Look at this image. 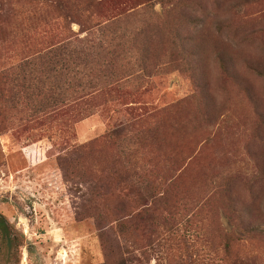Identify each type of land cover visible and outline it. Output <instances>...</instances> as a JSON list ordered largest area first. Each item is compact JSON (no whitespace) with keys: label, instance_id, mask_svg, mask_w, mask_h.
Returning a JSON list of instances; mask_svg holds the SVG:
<instances>
[{"label":"rangeland","instance_id":"obj_1","mask_svg":"<svg viewBox=\"0 0 264 264\" xmlns=\"http://www.w3.org/2000/svg\"><path fill=\"white\" fill-rule=\"evenodd\" d=\"M60 1L0 0V71L79 32L75 21L86 19L84 7L62 0L63 16L57 12ZM148 1L159 16L176 3ZM234 1L213 6L204 0L202 9H183L196 21L180 27L179 35L202 36L195 56L202 69L156 75L75 124L67 116L28 123L19 107L2 103L0 217L12 242L0 245V264H264V239L244 236L226 214L232 207L245 224L264 226V176L256 162L264 158V123L252 130L254 118L242 95L236 114L225 110L228 97L211 46L232 56L258 96L255 111L264 114V79L244 67L250 61L264 69V48L248 41L247 31L223 28ZM137 85L132 81L124 88L134 91ZM161 109H171L168 119H137ZM194 112L198 118H192ZM130 125L134 138L126 152L110 154L118 162L98 161L112 166L116 188L95 181L88 161L74 176L64 175L69 145ZM130 152L131 164L124 165ZM176 165H182L181 173L163 183ZM148 185L159 190L156 203L145 194Z\"/></svg>","mask_w":264,"mask_h":264},{"label":"trees","instance_id":"obj_2","mask_svg":"<svg viewBox=\"0 0 264 264\" xmlns=\"http://www.w3.org/2000/svg\"><path fill=\"white\" fill-rule=\"evenodd\" d=\"M61 1L62 10L57 12L67 16ZM212 2L213 6H217L219 0ZM109 3L112 4L108 11H99V8ZM67 4L76 5L77 8L84 7L86 19L78 18L75 21L80 27L79 32H70L66 39H56L41 47L33 56L0 71V116L5 112L3 103L19 107L23 116H26L24 121L28 123L67 116L66 119L75 124L92 116L106 102L122 101L137 92L156 75L164 72L186 75L194 69H202L195 57L196 51L202 48V36L196 34L183 39L179 33L180 27L189 26L196 21L193 15L183 9H202L204 0H176L162 16L156 14L148 0H88L83 4L67 0ZM204 11L201 10L203 13ZM227 12L230 19L223 24V28L247 31L246 39L257 42L264 48V0H235L228 6ZM96 17L98 20H94ZM185 40L191 43L189 47L184 45ZM211 46L215 51L220 86L228 97L225 110L236 114L238 96L242 95L248 101L254 118L252 130L257 132V122L264 123V114L255 111L257 94L233 66L232 56L223 49ZM244 67L264 79V69L258 62L245 61ZM132 81L138 84L136 90L124 88ZM128 111L132 112V109ZM170 111L171 109H161L137 119H168ZM192 116L198 118L195 112ZM133 126L109 131L81 145H69L66 153L70 170L63 168L64 175L74 176V169H79L88 161L89 173L95 181L107 180L116 183V188L118 182L115 172L108 164L112 160L114 163L118 162L119 157L113 158L110 154L126 152L125 149L134 138ZM103 158L107 160L108 164L104 161L107 166L102 161L98 162ZM122 159L128 162L124 165H130L131 152L124 154ZM167 161L171 162L170 159ZM174 161L175 159L171 165ZM256 162L259 173L264 176V158L259 163L257 156ZM181 169L182 165H176L172 169L170 167L169 173L162 177L163 183L175 180ZM126 173L127 167L125 175ZM148 186L152 189H147L145 194L151 202L156 203L159 190L157 186ZM164 198L165 193L160 200ZM226 214L236 230L244 236L264 239V226L252 227L254 220L245 224L238 211L232 207L227 209ZM4 224L0 217V245L12 242L10 234L3 230Z\"/></svg>","mask_w":264,"mask_h":264}]
</instances>
